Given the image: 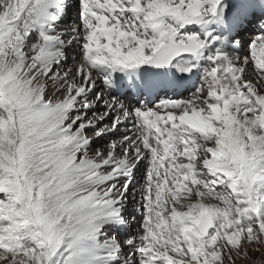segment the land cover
<instances>
[{
    "label": "snow or ice",
    "instance_id": "1",
    "mask_svg": "<svg viewBox=\"0 0 264 264\" xmlns=\"http://www.w3.org/2000/svg\"><path fill=\"white\" fill-rule=\"evenodd\" d=\"M260 246L264 0H0V264Z\"/></svg>",
    "mask_w": 264,
    "mask_h": 264
},
{
    "label": "rangeland",
    "instance_id": "2",
    "mask_svg": "<svg viewBox=\"0 0 264 264\" xmlns=\"http://www.w3.org/2000/svg\"><path fill=\"white\" fill-rule=\"evenodd\" d=\"M68 63L71 64L72 60L69 59ZM252 255L254 256V258H257V264H260L261 261H264V246H260L259 252H255ZM236 264H250V262L238 259L236 260Z\"/></svg>",
    "mask_w": 264,
    "mask_h": 264
},
{
    "label": "bare ground",
    "instance_id": "3",
    "mask_svg": "<svg viewBox=\"0 0 264 264\" xmlns=\"http://www.w3.org/2000/svg\"><path fill=\"white\" fill-rule=\"evenodd\" d=\"M72 64V63H71Z\"/></svg>",
    "mask_w": 264,
    "mask_h": 264
}]
</instances>
